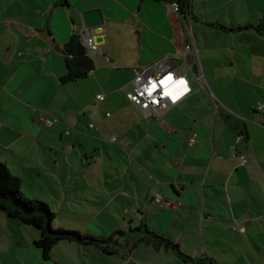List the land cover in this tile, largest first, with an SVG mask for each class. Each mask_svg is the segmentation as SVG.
<instances>
[{
  "label": "crops",
  "instance_id": "1",
  "mask_svg": "<svg viewBox=\"0 0 264 264\" xmlns=\"http://www.w3.org/2000/svg\"><path fill=\"white\" fill-rule=\"evenodd\" d=\"M193 1L190 0L188 11L175 12L170 0H140L133 16L140 15L142 25H147L168 46L157 47L146 61L140 55L117 67L111 64L114 54L106 51L109 32L105 19H111L108 8L102 3L82 7L80 13L100 7L104 22L101 29L81 30L84 47L86 34L94 35L100 43L95 53L86 49L93 68L86 78L74 82H59L65 64L59 66L56 51L64 60V44L57 41L50 27L40 30L20 23L16 36L11 38L16 46H7L1 52L4 69L0 70V150L11 151L17 157L19 168L13 169H17L15 174L21 181L27 180L28 175L32 179L41 177L47 161H52L54 174L58 167L56 156L73 142L81 146L84 156L94 159V165L89 163L88 168H95L100 179L109 166V156L114 171L113 183H108L112 184L111 197L104 198L101 180V205L97 211L102 214L113 204L117 212L130 218L126 228L118 224L115 230L145 225L177 243L187 256L181 258L169 248L136 242L142 234L135 231L121 253L110 255L109 260L98 253L93 264H146L143 257L159 258L155 264H264V29L257 28L263 22L256 18L257 10L252 5L255 14L240 18L236 25L243 28L229 29L237 31L236 36L224 38L228 49L224 58L210 47L206 29L202 38L196 35L194 21L198 18L193 12ZM131 7L128 8L132 12ZM147 15L158 17V21L150 23ZM184 20L192 24L206 82L203 87L191 80L187 63L180 59L187 42ZM133 24L129 23L130 28ZM225 27L224 31L228 29ZM132 30L142 37L138 23ZM18 39L23 43L18 45ZM164 56L175 71L190 79L192 92L168 107L162 116L147 117L125 97L124 89L131 86L135 67ZM87 78H92L98 87L95 103L100 100L102 107L111 109V114H105L109 119L100 117V122L88 104L84 105L89 129L83 124H72L65 102L61 108L56 106L57 90ZM100 93L103 98L98 99L96 95ZM258 104H262L261 109ZM12 110L17 111L20 125L10 120ZM108 131L117 143L114 147L104 141ZM237 135L242 136L238 142ZM190 136L195 137L192 145L188 143ZM19 143L24 146L22 150L17 148ZM234 152L243 154L247 162L239 164L232 158ZM44 155L48 160L41 158ZM67 166L68 160L64 162L65 169ZM84 183L87 185L85 179ZM157 194L162 196V203L155 202ZM3 214L0 211V264H33L22 256L24 248H30L35 260L39 253L48 260L33 246L37 231L34 229L36 234L31 241L18 219ZM85 259L74 264H88Z\"/></svg>",
  "mask_w": 264,
  "mask_h": 264
},
{
  "label": "rangeland",
  "instance_id": "2",
  "mask_svg": "<svg viewBox=\"0 0 264 264\" xmlns=\"http://www.w3.org/2000/svg\"><path fill=\"white\" fill-rule=\"evenodd\" d=\"M35 1L37 4L34 3ZM139 1L140 0H67V5L60 3L59 0H0V55L7 46H16L15 41L11 40V38L16 36V28L20 23H28L40 30H46L50 27L55 33L57 41L63 44L68 41L71 35H77L83 45L84 34L81 31L80 10L86 5H97L98 3H102L108 8L111 17L110 21L105 19V24L109 32V43L106 51L115 56V61H112L111 64L115 67H117L118 64L123 66L127 60L137 59L140 55L143 61H146L150 54H154L157 47L168 46V43L156 36L147 25L143 26L142 17L140 15H135L136 17L133 16V14H135L134 12L137 10ZM53 2L57 3L52 6L51 4ZM240 3H242L240 5L242 9L239 7ZM252 5H254L257 10L256 18L258 21L262 20V25H264V0H194L193 12L198 18L194 21V31L198 37L202 38L203 30L206 29V36L210 39L209 42L211 43L210 47L213 46L217 53L219 52L226 58L228 49L225 47L226 44L224 46V38H229L231 35L236 36L237 31L229 32V29L237 28L236 24L240 18H244L249 14H255L254 9L251 11ZM129 6H132V12L129 10ZM147 16L150 23L151 20L153 22L158 21V17ZM207 21L211 23L219 22L223 26H227L228 29L224 31V29L220 28L217 24L207 25ZM131 22L134 24L130 28L129 23ZM136 23L139 24L140 29L143 31L141 38L139 35H135L132 30L135 28ZM38 42L37 44H42ZM20 43H23V41L18 39V45ZM97 43L100 42L98 41ZM219 47L223 49L219 50ZM56 53L59 55L60 59L58 61L59 66H64L62 54L58 51H56ZM1 68L4 69L3 65L0 63V70ZM188 75H190V73ZM105 84L108 83L105 82ZM97 88V84L93 82L92 78H87L81 82L64 86L62 90H57L56 106L61 108L65 102L70 114H72V124H83L82 126L89 129L87 126L88 123H86L89 121V118L86 115L87 112L83 107L84 105L88 104L90 110H92L95 117L100 122V117H105L106 120L109 119L107 118L108 116L105 115L106 112L111 114V109L105 106L102 107V102L100 100L98 104L95 103L97 100L94 94ZM102 90L103 89L100 91L102 92ZM101 108H103V114H100ZM10 120L14 124H21L16 110L11 111ZM29 125L33 127L32 123H29ZM39 131H42V129ZM45 131L46 128H44L43 134L46 133ZM110 136L112 135L108 131L103 137L104 141L111 142L110 145L114 147L117 143L114 141V138ZM17 148L22 150L21 148H24V146L19 143ZM6 157L9 161L5 159ZM41 158L48 160L47 155L41 156ZM56 158L58 159V167L54 174L52 173L53 168L51 167L52 161H47L44 162L45 166L44 170H42L41 177L32 179V177L28 175L27 180L23 179L20 184V189L25 196L31 199H39L49 204L50 208L56 213L53 221V226L55 228L77 229L95 236L104 235V237H107L108 235L106 234L111 230L117 229L118 224H120V227L123 229L127 227L130 219L129 215L117 212L113 204H110L109 208H106L102 214L99 213V210L97 211V208L99 209L101 205L99 195L101 180L103 182L104 198L111 197L110 188L112 184L108 185V183H113L114 171L111 169L109 156H106L109 166L108 168L105 167L102 173V179H100V173L94 170L95 168H88L89 163L94 165V159L90 156H84V150L77 143H70V147L66 148L64 152H60ZM66 160H68V166L65 169L64 162ZM17 161V157L14 156L11 151L0 150V162L5 164L14 174L17 172V169H13V166L19 168ZM84 179L87 181V185L84 183ZM114 208L115 211L113 212L112 209ZM112 215L115 217L112 218ZM22 226L24 235L30 237L32 241V236L36 234L35 228L25 224H22ZM136 254L139 253L136 252ZM96 255H98V251L92 246L87 249L83 246L66 241H60L53 246L49 253L48 260H43L40 257V253L38 260H35L30 248L29 251L27 248H24L22 252L24 259L27 258L29 261L34 262L33 264H74V262L80 263V258H86L85 260L88 261V264H93V262L95 263L97 261ZM102 256L107 260L111 258L106 255ZM142 259L146 264H155L157 263V259L159 260V258L149 260L147 257H143ZM104 264H106V262H104ZM189 264L192 263L189 262Z\"/></svg>",
  "mask_w": 264,
  "mask_h": 264
},
{
  "label": "trees",
  "instance_id": "3",
  "mask_svg": "<svg viewBox=\"0 0 264 264\" xmlns=\"http://www.w3.org/2000/svg\"><path fill=\"white\" fill-rule=\"evenodd\" d=\"M173 1L178 2L180 12H186L190 9V0H170V3ZM60 3L67 4V0H61ZM217 25L220 28H226L221 24ZM247 27L245 26V28ZM241 28L243 27H237L236 29ZM257 28L259 30L264 29L262 23ZM62 53L64 55L65 73L59 77V82L66 84L86 78L93 68V61L87 55L86 47L82 45L77 35L69 37L62 48ZM20 184V176L11 172L5 164L0 162V211L9 218H16L22 224L35 228L38 237L33 240V246L40 250L44 259L49 257L52 247L59 241L92 246L104 256L119 254L129 245V235L135 231L142 234L136 242H143L154 248L163 246L171 249L181 258L187 257L179 249L177 243L149 230L145 225L133 229L129 228L128 230H115L107 237L95 236L77 229L55 228L53 221L56 213L50 208L49 204L25 196L20 189Z\"/></svg>",
  "mask_w": 264,
  "mask_h": 264
},
{
  "label": "built area",
  "instance_id": "4",
  "mask_svg": "<svg viewBox=\"0 0 264 264\" xmlns=\"http://www.w3.org/2000/svg\"><path fill=\"white\" fill-rule=\"evenodd\" d=\"M170 7L173 11L179 12L178 2H171ZM184 28L187 33V42L184 45L183 52L179 54L180 59L187 63L188 70L192 74L191 80L203 87L206 85V82L191 22L184 20ZM85 45L90 53H95L98 50L99 43L95 41L94 35L86 34ZM106 60H108V57H106ZM191 92L190 79L184 73L175 71L166 56L150 64L135 67L131 86L128 89H124L125 97L139 107L147 117L162 116L168 107L177 104ZM96 97L101 99L103 98V94H97ZM257 106L259 109L262 108V104H258ZM241 137V135H237L236 142ZM194 141L195 137L190 136L188 139L189 145H192ZM232 158L242 165L247 162V158L237 152L233 153ZM154 200L156 203H162L163 199L160 194H157ZM238 229L243 231V227H239Z\"/></svg>",
  "mask_w": 264,
  "mask_h": 264
},
{
  "label": "water",
  "instance_id": "5",
  "mask_svg": "<svg viewBox=\"0 0 264 264\" xmlns=\"http://www.w3.org/2000/svg\"><path fill=\"white\" fill-rule=\"evenodd\" d=\"M80 19H81V25L82 29H93V30H98L101 29L104 18L103 14L100 8L95 7V8H90L81 11L80 13Z\"/></svg>",
  "mask_w": 264,
  "mask_h": 264
}]
</instances>
